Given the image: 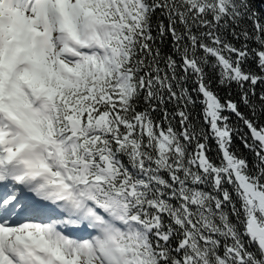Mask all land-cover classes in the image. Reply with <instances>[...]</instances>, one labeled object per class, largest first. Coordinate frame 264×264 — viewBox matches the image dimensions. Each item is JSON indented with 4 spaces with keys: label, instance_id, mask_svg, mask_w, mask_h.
<instances>
[{
    "label": "snow or ice",
    "instance_id": "snow-or-ice-1",
    "mask_svg": "<svg viewBox=\"0 0 264 264\" xmlns=\"http://www.w3.org/2000/svg\"><path fill=\"white\" fill-rule=\"evenodd\" d=\"M0 264H264V0H0Z\"/></svg>",
    "mask_w": 264,
    "mask_h": 264
},
{
    "label": "trees",
    "instance_id": "trees-1",
    "mask_svg": "<svg viewBox=\"0 0 264 264\" xmlns=\"http://www.w3.org/2000/svg\"><path fill=\"white\" fill-rule=\"evenodd\" d=\"M220 95H221V96H224V95H225L224 90H221V91H220ZM235 143H236V145L239 147L240 151H241V152H244L246 155L249 156V159H251V155L248 154L247 151H246L245 149H243V146L240 144L239 140H236Z\"/></svg>",
    "mask_w": 264,
    "mask_h": 264
}]
</instances>
